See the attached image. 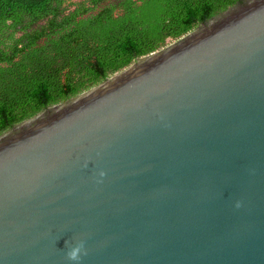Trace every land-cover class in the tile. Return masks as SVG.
Segmentation results:
<instances>
[{
  "label": "water",
  "instance_id": "95a60500",
  "mask_svg": "<svg viewBox=\"0 0 264 264\" xmlns=\"http://www.w3.org/2000/svg\"><path fill=\"white\" fill-rule=\"evenodd\" d=\"M0 264H264V0L1 134Z\"/></svg>",
  "mask_w": 264,
  "mask_h": 264
},
{
  "label": "trees",
  "instance_id": "16d2710c",
  "mask_svg": "<svg viewBox=\"0 0 264 264\" xmlns=\"http://www.w3.org/2000/svg\"><path fill=\"white\" fill-rule=\"evenodd\" d=\"M244 0H0V135Z\"/></svg>",
  "mask_w": 264,
  "mask_h": 264
},
{
  "label": "clouds",
  "instance_id": "9594fccd",
  "mask_svg": "<svg viewBox=\"0 0 264 264\" xmlns=\"http://www.w3.org/2000/svg\"><path fill=\"white\" fill-rule=\"evenodd\" d=\"M69 258H70L71 260H75V259H77L76 252H75V251H72V252L70 253Z\"/></svg>",
  "mask_w": 264,
  "mask_h": 264
},
{
  "label": "rangeland",
  "instance_id": "374dc122",
  "mask_svg": "<svg viewBox=\"0 0 264 264\" xmlns=\"http://www.w3.org/2000/svg\"><path fill=\"white\" fill-rule=\"evenodd\" d=\"M172 43H173V42H172ZM172 43H170V44H172ZM170 44H169V45H170Z\"/></svg>",
  "mask_w": 264,
  "mask_h": 264
}]
</instances>
